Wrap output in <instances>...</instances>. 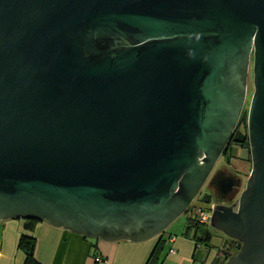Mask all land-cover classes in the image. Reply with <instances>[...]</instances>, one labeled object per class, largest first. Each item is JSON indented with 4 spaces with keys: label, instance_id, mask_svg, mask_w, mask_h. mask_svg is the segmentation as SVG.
I'll list each match as a JSON object with an SVG mask.
<instances>
[{
    "label": "water",
    "instance_id": "water-1",
    "mask_svg": "<svg viewBox=\"0 0 264 264\" xmlns=\"http://www.w3.org/2000/svg\"><path fill=\"white\" fill-rule=\"evenodd\" d=\"M205 183L224 264H264V0H0V221L143 242Z\"/></svg>",
    "mask_w": 264,
    "mask_h": 264
},
{
    "label": "crops",
    "instance_id": "crops-1",
    "mask_svg": "<svg viewBox=\"0 0 264 264\" xmlns=\"http://www.w3.org/2000/svg\"><path fill=\"white\" fill-rule=\"evenodd\" d=\"M22 219L0 221V264H199L204 253L200 224L187 234H176L174 253L167 244L155 255L153 238L143 242H106L97 240L100 258L90 254V241L67 230L44 222H37L33 230L35 237L34 260L26 263V254L18 246L24 232ZM174 234V233H173ZM88 239V238H86ZM161 255V256H160ZM157 256V258H156Z\"/></svg>",
    "mask_w": 264,
    "mask_h": 264
},
{
    "label": "trees",
    "instance_id": "trees-1",
    "mask_svg": "<svg viewBox=\"0 0 264 264\" xmlns=\"http://www.w3.org/2000/svg\"><path fill=\"white\" fill-rule=\"evenodd\" d=\"M246 110L242 111L241 117L239 119L238 125L236 127V130L234 131L233 137L228 144L227 149L223 153L224 160L225 161H230V155H228L229 150L233 146V142H239L241 144L242 149L239 150L240 152L246 150L245 157L247 158L246 160L249 161V151H248V142H247V137H246ZM244 155V153H243ZM201 199L205 200L207 203L212 202V196L210 192L204 193V196L202 195L200 197ZM195 223L197 225V222L195 219L191 216H187L186 222L184 225V228L182 231L183 234L189 233L191 230H194L195 228ZM35 224H37L36 220H24L23 221V229L24 232L20 235L19 240H18V246L21 247L25 254H26V263L30 261L31 259L34 260V249H35V237L33 235V230L35 228ZM204 228V231H202L201 236H202V247L204 249V253L202 254V258H200V263L199 264H224L228 255L230 254H235L239 249H240V242L231 238H223L221 241V244L219 245H212L210 243V239L212 236V233L209 228V224L207 225H202ZM169 235H175L174 233H167L164 232L163 234H159L155 236L153 239L155 240V246L153 251L155 252V255H158L161 253L162 249L164 250V247L169 243L168 236ZM177 238V236H176ZM85 240L90 241V254L92 255L93 258H100L98 255L97 251V245H96V239H86ZM175 241V240H174ZM170 249H174L173 245L171 244L170 247L168 248L169 252ZM171 253V252H170ZM161 256V255H160ZM157 258V256H156Z\"/></svg>",
    "mask_w": 264,
    "mask_h": 264
},
{
    "label": "rangeland",
    "instance_id": "rangeland-1",
    "mask_svg": "<svg viewBox=\"0 0 264 264\" xmlns=\"http://www.w3.org/2000/svg\"><path fill=\"white\" fill-rule=\"evenodd\" d=\"M251 93H252V81H251V75L249 74L248 82H247L246 101H245V105H244L243 110H246L248 107V103H249ZM241 149H242L241 144L239 142L234 141L233 146L231 147V149L229 150V153H228V155H230V158H229L230 163L229 164L226 163V161L224 160V157L221 156L217 160V162L213 168V173L216 170H218L219 167L226 166V167L230 168L238 177L241 178V180H242L241 183H242V187H243L245 182H246V178L250 172L251 163H250V157H249V161L246 160L247 158H244L246 150L240 152L239 150H241ZM243 153H244V155H243ZM208 192H210V194L212 196V200H213V190H212V188H207V185L205 183L203 185V187L200 189V192L197 194V196L191 202V204L187 210V213L180 215L176 220H174L171 223V225L166 229L167 233L180 234L181 230L184 228L187 216H189L190 214L194 215L195 207H203V208L208 207V203L205 200L200 198L202 195L204 196V193H208ZM209 228H210V231L212 233L210 243L212 245L221 244L222 239L226 238L225 235H223L219 231L214 230L213 228L210 227V225H209ZM198 229H200L201 231H204V228L202 226H199Z\"/></svg>",
    "mask_w": 264,
    "mask_h": 264
},
{
    "label": "built area",
    "instance_id": "built-area-1",
    "mask_svg": "<svg viewBox=\"0 0 264 264\" xmlns=\"http://www.w3.org/2000/svg\"><path fill=\"white\" fill-rule=\"evenodd\" d=\"M214 204L215 202L212 201V202H209L208 203V207L206 208H203V207H195V213L194 215H191L195 221L197 222V224H200V225H207L209 224V221H210V212H211V209L214 207ZM168 241L169 242H174V240L176 239V236L175 235H169L168 236ZM170 252L171 253H174V249H170ZM98 260V258H95Z\"/></svg>",
    "mask_w": 264,
    "mask_h": 264
},
{
    "label": "flooded vegetation",
    "instance_id": "flooded-vegetation-1",
    "mask_svg": "<svg viewBox=\"0 0 264 264\" xmlns=\"http://www.w3.org/2000/svg\"><path fill=\"white\" fill-rule=\"evenodd\" d=\"M222 157H224L223 155H221ZM226 163H230V161H226ZM218 170H222L224 173H226V172H231V173H234L230 168H228V167H226V166H221V167H219L218 168ZM212 174H213V171H212ZM206 185H207V183H206ZM207 188H211V187H208V185H207ZM209 190V189H208ZM214 201V200H213ZM190 216V215H189Z\"/></svg>",
    "mask_w": 264,
    "mask_h": 264
}]
</instances>
